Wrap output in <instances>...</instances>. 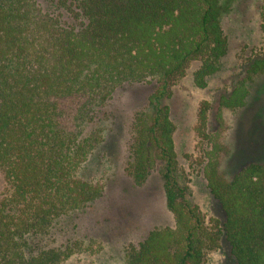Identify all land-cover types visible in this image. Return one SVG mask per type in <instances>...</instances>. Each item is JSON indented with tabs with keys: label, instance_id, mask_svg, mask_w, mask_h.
Instances as JSON below:
<instances>
[{
	"label": "trees",
	"instance_id": "16d2710c",
	"mask_svg": "<svg viewBox=\"0 0 264 264\" xmlns=\"http://www.w3.org/2000/svg\"><path fill=\"white\" fill-rule=\"evenodd\" d=\"M76 28L44 11L38 0H0V264H62L76 253L97 252L94 240L50 246L54 223L94 204L104 186L81 178L83 163L102 142L85 128L105 113L127 84L155 80L151 111L131 123L127 171L142 186L157 163L174 226L151 229L124 249L123 264H202L225 241L236 264H264V164L251 162L230 179L219 174L229 147L225 109L242 107L252 74L264 56L248 62L245 76L219 98L213 122L208 103L197 132L207 188L223 220L206 219L186 198L174 147V125L161 100L190 62L202 88L226 53L220 0H56ZM116 115V110L111 111ZM209 119V120H208ZM180 172V173H179Z\"/></svg>",
	"mask_w": 264,
	"mask_h": 264
},
{
	"label": "rangeland",
	"instance_id": "374dc122",
	"mask_svg": "<svg viewBox=\"0 0 264 264\" xmlns=\"http://www.w3.org/2000/svg\"><path fill=\"white\" fill-rule=\"evenodd\" d=\"M55 1L38 0V3L44 11L59 15L65 25L80 27L82 19L59 8ZM220 4V23L227 49L218 70L200 88L193 80L198 61L190 62L184 74L169 84L168 93L161 100L174 125V147L186 198L198 206L206 219L219 221L223 220V213L202 173L201 155L205 145L196 130L198 111L207 102L208 118L213 122L219 98L245 76L251 59L264 56V0H220ZM248 83L249 94L244 105L224 110L229 126L224 141L229 153L220 163L219 174L225 180L248 163L264 164V68L252 74ZM159 85L155 80L124 85L115 92L106 112L98 114L86 126L85 134L91 129L100 130L102 142L82 164L78 175L101 183L104 192L94 204L60 217L46 240L50 246L94 240L100 249L95 253H76L62 264H123L127 245H137L153 228L174 226L165 204L161 164L155 165L142 186L134 185L127 171L133 116L137 111H151L148 98ZM114 109L116 115L111 114ZM5 188L0 173V197ZM202 264L236 262L227 243L221 241L206 254Z\"/></svg>",
	"mask_w": 264,
	"mask_h": 264
}]
</instances>
